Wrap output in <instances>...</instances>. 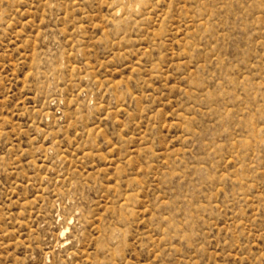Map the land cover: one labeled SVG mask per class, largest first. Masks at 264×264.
Listing matches in <instances>:
<instances>
[{"label":"rangeland","instance_id":"374dc122","mask_svg":"<svg viewBox=\"0 0 264 264\" xmlns=\"http://www.w3.org/2000/svg\"><path fill=\"white\" fill-rule=\"evenodd\" d=\"M0 264H264V0H0Z\"/></svg>","mask_w":264,"mask_h":264}]
</instances>
